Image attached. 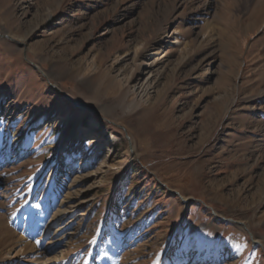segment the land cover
<instances>
[{"label":"rangeland","instance_id":"1","mask_svg":"<svg viewBox=\"0 0 264 264\" xmlns=\"http://www.w3.org/2000/svg\"><path fill=\"white\" fill-rule=\"evenodd\" d=\"M57 208L50 264H264V0H0V264Z\"/></svg>","mask_w":264,"mask_h":264},{"label":"bare ground","instance_id":"2","mask_svg":"<svg viewBox=\"0 0 264 264\" xmlns=\"http://www.w3.org/2000/svg\"><path fill=\"white\" fill-rule=\"evenodd\" d=\"M149 73H151V71H148ZM126 78V77H125ZM148 82V81H147ZM72 114L75 115V111L72 112ZM87 132L85 131H79L77 133V140H80L84 135H86ZM91 139V138H89ZM98 144H101L100 141H98V139L96 140ZM132 149V147H131ZM133 151V149H132ZM134 154V152H132ZM67 178L69 179L70 183L72 184H76L77 182L80 181L81 178H84L83 175H81L80 177H78V175H74V173L72 174L71 172H69V174L67 175ZM79 178V179H78ZM64 184V180L61 181L60 185ZM76 186V185H75ZM47 188V186H46ZM45 191H47V189H45ZM61 207V206H60ZM43 212L44 211H39V216H43ZM69 210L67 208H57L52 215L49 217V221L43 223V228H46L47 233L49 235L48 238V243L45 247V255H47L45 258L43 257L42 259H39V263L38 264H50V262L56 258L59 257V253H57L56 251V247H57V238L64 233V229L66 228V225H58L56 228H53L52 225H50L52 222V220H55L56 218L60 217V219L62 220V217L66 214H68ZM64 223V222H63ZM242 226V225H241ZM19 251V250H18ZM17 253V251L15 252ZM61 254V253H60ZM24 264V263H23ZM35 264V262L33 263Z\"/></svg>","mask_w":264,"mask_h":264},{"label":"water","instance_id":"3","mask_svg":"<svg viewBox=\"0 0 264 264\" xmlns=\"http://www.w3.org/2000/svg\"><path fill=\"white\" fill-rule=\"evenodd\" d=\"M236 223L239 224V225H242L244 228H246V226L243 224V222L236 221ZM249 236H250V238H251V240H252L253 243L260 244L258 241H254V239L252 238L251 233H249Z\"/></svg>","mask_w":264,"mask_h":264}]
</instances>
